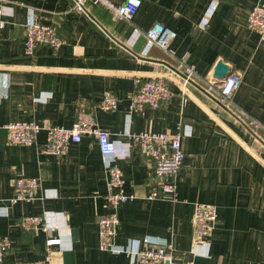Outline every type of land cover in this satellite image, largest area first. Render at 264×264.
I'll list each match as a JSON object with an SVG mask.
<instances>
[{
  "label": "crops",
  "instance_id": "obj_1",
  "mask_svg": "<svg viewBox=\"0 0 264 264\" xmlns=\"http://www.w3.org/2000/svg\"><path fill=\"white\" fill-rule=\"evenodd\" d=\"M140 1L130 22L115 20L101 6L87 5L85 14L67 11L71 0H9L3 6L0 238L7 237L11 249L1 264L43 260L51 238L62 245L49 249L50 264H137L122 253L99 250L97 222L109 211L105 163L95 142L83 138L60 158L41 152L46 129L70 128L83 103L115 143L124 192L136 197L118 209L115 246L127 248L147 238L164 246L175 264H264V130L247 126L254 120L264 128V38L248 25L251 9L264 0H225L212 14V0ZM30 16L58 27L63 45L57 51L43 46L25 56ZM154 24L175 33L167 52L145 51V34ZM179 59L196 72L186 87L177 75ZM235 71L242 83L231 105H221L217 90L207 88ZM157 78L169 83V103L131 111L135 81ZM106 94L117 100L114 112L98 108ZM19 121L42 128L30 146L6 140L4 126ZM177 126L184 134V157L175 196L148 200L158 180L148 160L132 152L127 135L173 134ZM16 177L38 180L33 202L10 203ZM197 203L217 211L212 234L202 242L193 235ZM35 216L44 219L46 231L18 225L19 219Z\"/></svg>",
  "mask_w": 264,
  "mask_h": 264
},
{
  "label": "built area",
  "instance_id": "obj_2",
  "mask_svg": "<svg viewBox=\"0 0 264 264\" xmlns=\"http://www.w3.org/2000/svg\"><path fill=\"white\" fill-rule=\"evenodd\" d=\"M225 0H212L209 13L212 14L217 4ZM9 0H0V25H2L3 6ZM87 5L101 6L115 20L130 22L136 15L141 5L140 0H125L122 4H115L110 0H71V5L67 11L76 14L87 13ZM249 29L264 38V1L256 4L248 16ZM24 54L32 57L40 47H48L57 51L63 40L58 34L56 25H44L32 16L25 24ZM175 39V33L161 25L154 24L145 34V51L151 47H157L167 52L169 45ZM177 75L182 87L188 86L196 77V72L185 60L179 59L177 64ZM242 83L240 72H232L214 88L209 85L207 91L217 90L219 103L221 105H231V97L238 90ZM172 97L169 83L163 78L150 79L141 82L135 81L134 91L130 97V110L141 112L148 108L158 110L169 103ZM186 100L183 99V104ZM98 108L104 112H114L117 108V100L111 94H106L98 104ZM252 129H263L260 124L250 120L247 124ZM6 140L9 144L19 146H30L42 130L34 121H19L9 123L4 126ZM181 126H177L173 134L139 132L127 135L131 150L137 155L148 160L152 165L153 175L158 180L157 185L149 192L147 199L156 200L160 196H175V178L181 170L183 163V151L181 149V138L183 136ZM83 138L92 139L105 163L107 182L105 202L109 213L99 218L98 238L99 250L113 254H124L137 264H175L172 257L164 246L153 244L147 238L142 242H132L127 248H118L113 239L116 228L119 224L118 209L121 205L133 201L134 194L124 192V180L121 170L115 165L117 149L115 143L110 139L107 132L101 130L96 123L92 109L86 104H80L76 117L70 128L49 127L46 129V139L41 147L43 154H48L60 158L67 152L70 144H78ZM130 150V151H131ZM131 152V153H132ZM131 153L124 157L129 158ZM13 197L11 204L18 202L31 203L35 200L39 182L36 178L16 177L12 181ZM217 219V211L214 206L204 204H194L192 225L193 235L196 241L202 242L212 234V228ZM18 225L25 231H36L39 228L46 231L44 219L39 216L23 217L19 219ZM59 239H48L45 242L47 254L40 261L20 262L19 264H50L48 251L51 247H60ZM11 249L10 241L7 237L0 238V264Z\"/></svg>",
  "mask_w": 264,
  "mask_h": 264
},
{
  "label": "water",
  "instance_id": "obj_3",
  "mask_svg": "<svg viewBox=\"0 0 264 264\" xmlns=\"http://www.w3.org/2000/svg\"><path fill=\"white\" fill-rule=\"evenodd\" d=\"M223 75V74H222ZM220 77V76H219Z\"/></svg>",
  "mask_w": 264,
  "mask_h": 264
}]
</instances>
